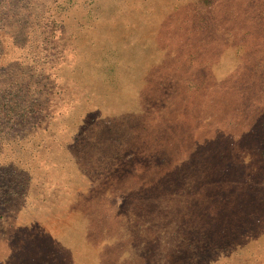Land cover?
<instances>
[{"label":"rangeland","instance_id":"rangeland-1","mask_svg":"<svg viewBox=\"0 0 264 264\" xmlns=\"http://www.w3.org/2000/svg\"><path fill=\"white\" fill-rule=\"evenodd\" d=\"M0 216V264H264V0H0Z\"/></svg>","mask_w":264,"mask_h":264},{"label":"trees","instance_id":"trees-1","mask_svg":"<svg viewBox=\"0 0 264 264\" xmlns=\"http://www.w3.org/2000/svg\"><path fill=\"white\" fill-rule=\"evenodd\" d=\"M18 212H20V211H18ZM0 218H1V216H0ZM17 219H19L18 217H17ZM29 225V224H28ZM28 225H25V226H28ZM16 226V225H15ZM24 226V227H25ZM16 227H19V228H24V227H22V224H20V223H18V225L16 226ZM30 228H28V230L30 229H32L33 231H35L37 234H38V231H40L41 229L37 226V225H31V226H29ZM25 230L27 231V228H25ZM40 234H42L41 236H45L46 238H49L50 237V235L48 234V233H46V232H42V231H40L39 232Z\"/></svg>","mask_w":264,"mask_h":264}]
</instances>
